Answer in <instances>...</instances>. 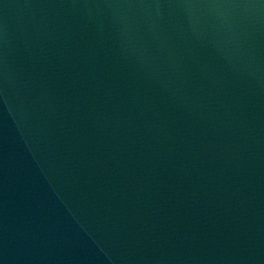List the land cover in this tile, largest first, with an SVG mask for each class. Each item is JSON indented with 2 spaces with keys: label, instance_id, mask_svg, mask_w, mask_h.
<instances>
[{
  "label": "water",
  "instance_id": "95a60500",
  "mask_svg": "<svg viewBox=\"0 0 264 264\" xmlns=\"http://www.w3.org/2000/svg\"><path fill=\"white\" fill-rule=\"evenodd\" d=\"M0 264H264V0H0Z\"/></svg>",
  "mask_w": 264,
  "mask_h": 264
}]
</instances>
